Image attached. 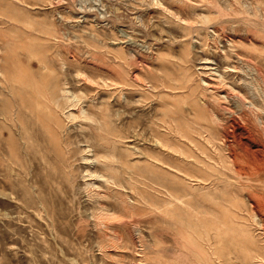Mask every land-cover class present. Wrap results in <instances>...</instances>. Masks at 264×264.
Returning a JSON list of instances; mask_svg holds the SVG:
<instances>
[{
  "label": "rangeland",
  "instance_id": "1",
  "mask_svg": "<svg viewBox=\"0 0 264 264\" xmlns=\"http://www.w3.org/2000/svg\"><path fill=\"white\" fill-rule=\"evenodd\" d=\"M0 264H264V0H0Z\"/></svg>",
  "mask_w": 264,
  "mask_h": 264
}]
</instances>
